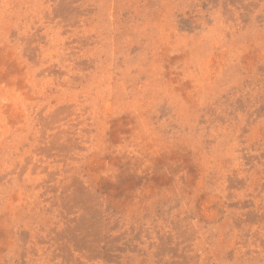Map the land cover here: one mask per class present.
I'll list each match as a JSON object with an SVG mask.
<instances>
[{
  "label": "rangeland",
  "instance_id": "1",
  "mask_svg": "<svg viewBox=\"0 0 264 264\" xmlns=\"http://www.w3.org/2000/svg\"><path fill=\"white\" fill-rule=\"evenodd\" d=\"M0 264H264V0H0Z\"/></svg>",
  "mask_w": 264,
  "mask_h": 264
}]
</instances>
